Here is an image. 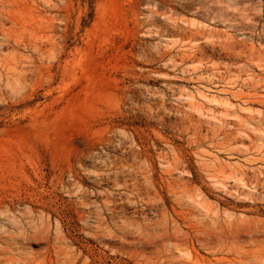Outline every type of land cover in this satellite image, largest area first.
Segmentation results:
<instances>
[{
	"label": "rangeland",
	"instance_id": "obj_1",
	"mask_svg": "<svg viewBox=\"0 0 264 264\" xmlns=\"http://www.w3.org/2000/svg\"><path fill=\"white\" fill-rule=\"evenodd\" d=\"M0 264H264V0H0Z\"/></svg>",
	"mask_w": 264,
	"mask_h": 264
}]
</instances>
